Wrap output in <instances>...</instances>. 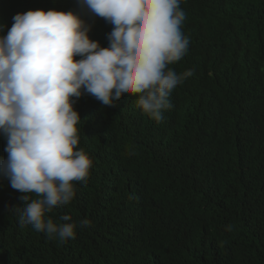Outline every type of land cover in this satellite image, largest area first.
I'll list each match as a JSON object with an SVG mask.
<instances>
[{
	"label": "trees",
	"instance_id": "trees-1",
	"mask_svg": "<svg viewBox=\"0 0 264 264\" xmlns=\"http://www.w3.org/2000/svg\"><path fill=\"white\" fill-rule=\"evenodd\" d=\"M180 7L197 35L170 67L195 72L161 123L127 94L110 107L88 94L74 104L93 167L48 215L90 226L66 242L20 226L9 209L22 193L0 177V264H264V0ZM41 8L81 12L90 38L108 46L113 26L76 0H0L4 34L15 14ZM5 146L0 136V159Z\"/></svg>",
	"mask_w": 264,
	"mask_h": 264
},
{
	"label": "clouds",
	"instance_id": "clouds-1",
	"mask_svg": "<svg viewBox=\"0 0 264 264\" xmlns=\"http://www.w3.org/2000/svg\"><path fill=\"white\" fill-rule=\"evenodd\" d=\"M76 2L113 26L107 47L90 38L91 24L74 10L17 13L6 34L0 24V136L7 153L0 159V177L22 193L23 202L9 212L18 214L20 226L60 242L91 224L69 222L70 214L59 218L63 223L48 215L74 200L76 182L86 184L93 167L90 154L78 147L82 119L75 102L88 94L110 107L127 94L161 123L173 107V91L195 72L170 67L197 35L182 0Z\"/></svg>",
	"mask_w": 264,
	"mask_h": 264
},
{
	"label": "bare ground",
	"instance_id": "bare-ground-1",
	"mask_svg": "<svg viewBox=\"0 0 264 264\" xmlns=\"http://www.w3.org/2000/svg\"><path fill=\"white\" fill-rule=\"evenodd\" d=\"M187 25V24H186ZM189 33H191V32H189ZM192 34V33H191Z\"/></svg>",
	"mask_w": 264,
	"mask_h": 264
}]
</instances>
